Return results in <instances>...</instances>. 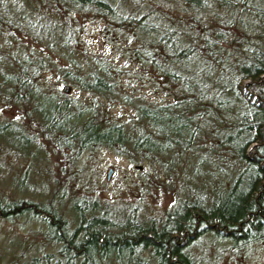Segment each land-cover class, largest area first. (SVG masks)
<instances>
[{"label":"trees","instance_id":"trees-1","mask_svg":"<svg viewBox=\"0 0 264 264\" xmlns=\"http://www.w3.org/2000/svg\"><path fill=\"white\" fill-rule=\"evenodd\" d=\"M126 10L110 0H0V104L20 109L19 125L1 123L0 135L19 151L45 140L61 157L55 190L74 180L82 153L107 148L178 187L198 179V193L157 219L110 218L81 196L71 220L50 200L0 194V220L33 224L55 249L7 264H203L189 248L205 235L235 254L264 246V0H131ZM89 23L99 24L100 53L81 39ZM60 83L130 106L133 117L108 121Z\"/></svg>","mask_w":264,"mask_h":264},{"label":"rangeland","instance_id":"rangeland-1","mask_svg":"<svg viewBox=\"0 0 264 264\" xmlns=\"http://www.w3.org/2000/svg\"><path fill=\"white\" fill-rule=\"evenodd\" d=\"M110 1L116 2L123 11H127L131 5V0ZM98 25L89 23L82 31L81 39L91 51L100 53L103 48L97 33ZM106 54L110 59H114L115 65L125 67V60L118 52L111 53L108 50ZM53 79L50 76L52 85H55ZM63 85L70 87L67 95L82 96L86 102L91 100L89 102L96 105L108 121L112 119L125 122L133 117V109L130 106L120 104L116 100L109 102L95 95L77 93L68 83H60L58 91ZM145 99L163 100L151 94H147ZM19 117V108L0 104V124L8 122L10 125H19ZM14 143L10 133L4 132L0 135V194L9 199L31 198L47 202L50 200L69 220L71 201L81 196L95 199L107 213L110 212V218H122L131 212L137 217L157 219L165 210L173 208L181 199V195L194 196L199 190L198 179L183 178L178 187L174 177L171 176L165 181L161 171L146 161L133 165L107 148H96L82 153L75 164L77 168L73 167L74 180L64 185L59 184L55 190L52 180L57 176L56 165L61 157L53 155L51 147L40 137H37L34 143L36 148L27 146L24 151H19ZM33 149L36 153L34 158H30L28 154ZM109 169L111 172L106 179ZM143 172L148 173L145 180L140 178ZM23 176L29 189L18 184ZM57 182L60 183L58 176ZM23 223L22 219L13 223L0 220V264H7L18 256L26 258L55 251L53 247L43 243L38 233L33 230V224L24 226ZM189 251L203 264H264L263 245H252L244 253L235 254L230 252L224 243L213 242L208 235L191 244Z\"/></svg>","mask_w":264,"mask_h":264},{"label":"water","instance_id":"water-1","mask_svg":"<svg viewBox=\"0 0 264 264\" xmlns=\"http://www.w3.org/2000/svg\"><path fill=\"white\" fill-rule=\"evenodd\" d=\"M61 90L64 92V93H68L69 92V87L68 86H66V85H63L62 87H61ZM110 169L107 171V173H106V178H108L109 177V175H110Z\"/></svg>","mask_w":264,"mask_h":264}]
</instances>
